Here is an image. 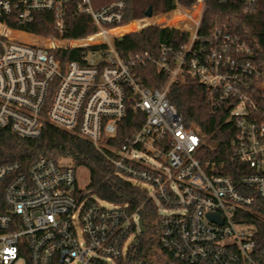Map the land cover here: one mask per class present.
<instances>
[{"label": "built area", "instance_id": "2783aa9c", "mask_svg": "<svg viewBox=\"0 0 264 264\" xmlns=\"http://www.w3.org/2000/svg\"><path fill=\"white\" fill-rule=\"evenodd\" d=\"M72 1L0 0V128L36 138L48 122L90 140L120 175L151 185L149 195L165 212L158 216L160 244L174 258L186 264H264L256 226L243 218L256 198L264 204V116L255 114L252 93L264 86V69L245 57L252 54L246 42L230 34L203 35L226 28L233 13L214 9L228 14L230 23L212 26L204 7L210 8V0L197 1L201 7L196 16L197 3L178 6L175 10L186 22L176 28L188 31L189 40L173 53L163 46L160 59L148 51L122 55L117 50L122 34L112 31L125 26V0L100 8L94 0H74L75 13L88 15L96 27L82 39L50 36L45 41L4 19L24 25L35 12H51L62 36ZM237 15L251 14L245 10ZM95 35L101 39L51 43ZM69 47L86 49L80 59L63 64L53 51ZM151 62L168 73L162 88L142 81L139 70ZM187 78L207 88L213 107H229L235 134L226 159L205 157L204 137L186 126L169 99L171 85ZM128 105L144 112L145 120L117 148L110 140ZM142 154L166 167L158 168ZM228 168L239 173L238 179ZM170 208L180 212L167 213ZM208 213L218 214L222 222ZM139 219L125 206H102L80 189L77 169L68 160L41 157L27 167L0 163V264H158L141 249Z\"/></svg>", "mask_w": 264, "mask_h": 264}, {"label": "trees", "instance_id": "16d2710c", "mask_svg": "<svg viewBox=\"0 0 264 264\" xmlns=\"http://www.w3.org/2000/svg\"><path fill=\"white\" fill-rule=\"evenodd\" d=\"M114 0H94V6L100 8ZM124 24L139 20L149 15L167 14L178 6L192 8L198 0H125ZM210 8L224 10L233 13V20L226 28L218 31H204L205 39L212 37L216 32L219 35L230 34L239 40L246 42L251 48L252 54L245 57L264 69V17H253L261 24H242L237 19V13L247 10L251 15L264 16V0H227L219 3L217 0L209 1ZM74 0L68 7V26L65 34L60 36L54 28V15L51 12L39 11L34 13V19L28 24H17L9 16L5 17L9 26L34 33L39 36H56L59 39H82L96 31L90 17L86 14L75 13ZM220 16L222 20L230 22L229 15L224 12H215L206 18L211 25ZM250 16H241L244 23L253 20ZM164 19L149 18L143 21H134L130 26L137 28L142 25L149 26L136 31L123 34L116 39V47L120 54L130 52L148 51L157 59L162 55V47L167 46L170 52L180 51L190 37L186 30L176 27L151 25L161 24ZM125 28L116 29L113 34L124 31ZM100 40L98 35L83 41H51L52 44H82ZM84 47L58 48L53 51L55 57L66 63L70 60L81 58ZM171 56L168 54L166 57ZM253 56V57H251ZM169 62L171 58L168 59ZM145 85L153 88H162L168 78V73L151 62L139 70ZM257 104L255 114L264 116V86L252 91ZM169 99L182 113L184 122L188 127H194L205 139L204 155L206 158H215L218 161L226 159L230 153V141L235 134L234 121L230 119L227 104L213 107L209 101L207 88L197 83L192 78L186 82L175 81L169 91ZM145 120V113L134 111L128 105V112L117 129V134L110 140L115 147H120L125 137L136 132ZM215 145L216 148H212ZM47 157L57 162L71 160L74 167H85L89 170L90 180L88 184L89 194H96L100 199L114 205H123L129 211L137 213L146 226V232L140 234L141 249L149 255H154V262L158 264H186L165 252L158 237L159 229L154 223L159 216V206L149 195L146 187L132 183L128 178L120 175L114 165L95 148L94 144L77 134L61 129L50 123H46L41 136L36 138H22L13 134L7 128H0V163L19 162L27 167L34 160ZM234 164V163H232ZM228 172L238 179L239 173L228 168ZM90 194V195H91ZM245 221L256 226V241L261 250H264V204L256 198L253 207L243 213Z\"/></svg>", "mask_w": 264, "mask_h": 264}, {"label": "rangeland", "instance_id": "374dc122", "mask_svg": "<svg viewBox=\"0 0 264 264\" xmlns=\"http://www.w3.org/2000/svg\"><path fill=\"white\" fill-rule=\"evenodd\" d=\"M198 6V8H196L194 12V15L196 16V14L198 13V9L201 7V5H199V2L196 4ZM182 7V6H180ZM205 7V10H206V13L207 14H213V12L215 10L213 9H210L209 7H207L206 5L204 6ZM209 11V12H208ZM197 12V13H196ZM162 15V14H160ZM155 16H158V15H153L149 18H152ZM260 16V15H259ZM260 17H264V16H260ZM149 18H142V19H139L138 21H143V20H147ZM233 19V17H231V20ZM237 19L242 23V24H245V25H250L251 22L249 23H244L243 20L237 15ZM137 21V20H136ZM230 23V22H229ZM254 23V22H253ZM257 24H261L262 22H258L256 21ZM264 23V22H263ZM132 23L128 24L127 27H124L125 28V32H123V34L127 33V32H131V31H136V30H139L141 28H144V27H147L149 26V24L147 25H142V26H139L137 28H134V27H131ZM151 25H162V26H169L167 24H165V22H162L161 24H151ZM179 26H182L183 27V24H179V25H175V26H171V27H179ZM122 34V35H123ZM121 35V36H122ZM19 36L25 38V39H30L29 37L25 36L24 34H19ZM45 39V41L47 40V38H49L50 36H43ZM143 155V158H145L146 160H148L149 162H152L153 164H155L158 168H164L166 167L161 161L159 160H153L152 158H150L149 156L145 155V154H142ZM64 161V160H63ZM69 163H72L71 160L69 159L68 160ZM77 178H78V184H79V188L82 189L83 191L85 192H90L89 189H88V184H89V180H90V174H89V170L85 167H78L77 168ZM132 183L138 185V186H141V187H146V188H149L150 190H152V186L149 185L148 183H146L145 181H141V180H138V179H129ZM172 185L175 187L176 186V183L173 182ZM91 194V193H90ZM96 200L99 201V203L102 205V206H105V207H111L112 204L109 203V202H106L102 199H100L96 194H91ZM176 212H180V209L178 208H170L168 209L167 213H176ZM159 213L161 214H164V207L163 206H160V209H159ZM159 218H157V220H155V224L157 225L159 223ZM158 227V225H157ZM160 235L158 234V237ZM151 258H155L154 255H150ZM69 264H83V263H80V262H72V263H69Z\"/></svg>", "mask_w": 264, "mask_h": 264}, {"label": "bare ground", "instance_id": "6f19581e", "mask_svg": "<svg viewBox=\"0 0 264 264\" xmlns=\"http://www.w3.org/2000/svg\"><path fill=\"white\" fill-rule=\"evenodd\" d=\"M196 8H198V6H196ZM154 19H164L166 24L169 26L184 24L186 22V16L180 10H174L167 14L155 16ZM226 24H228L226 20H222L220 16H217L216 21L212 24V26H222ZM98 38L101 39V36L98 35Z\"/></svg>", "mask_w": 264, "mask_h": 264}, {"label": "water", "instance_id": "95a60500", "mask_svg": "<svg viewBox=\"0 0 264 264\" xmlns=\"http://www.w3.org/2000/svg\"><path fill=\"white\" fill-rule=\"evenodd\" d=\"M149 16H151V15H149ZM119 38H121V36ZM251 57H253V56H251ZM207 216L212 220H217L218 222H222V219L220 218V216L218 214L208 213ZM139 224L141 227V232H146V226L143 224V220L141 218L139 219Z\"/></svg>", "mask_w": 264, "mask_h": 264}, {"label": "crops", "instance_id": "0c3cea01", "mask_svg": "<svg viewBox=\"0 0 264 264\" xmlns=\"http://www.w3.org/2000/svg\"><path fill=\"white\" fill-rule=\"evenodd\" d=\"M149 17H151V16H148V17H146V18H149ZM250 17L253 18V17H260V16H259V15H250ZM134 21H136V20H134ZM134 21H131V22L125 24V26H123V27H127L128 24L133 23ZM137 21H138V20H137ZM250 22H251V24H252L253 22L256 23V20L253 18V20H250ZM248 23H249V22H248ZM123 27H122V28H123ZM123 32H125V30L122 31L121 34H123Z\"/></svg>", "mask_w": 264, "mask_h": 264}]
</instances>
